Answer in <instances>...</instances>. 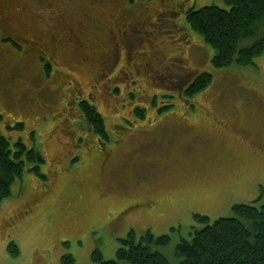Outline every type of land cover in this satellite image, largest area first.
Instances as JSON below:
<instances>
[{"label":"rangeland","instance_id":"rangeland-1","mask_svg":"<svg viewBox=\"0 0 264 264\" xmlns=\"http://www.w3.org/2000/svg\"><path fill=\"white\" fill-rule=\"evenodd\" d=\"M15 2L14 8L18 5ZM188 5L196 9L212 5L228 8L223 0H190ZM152 29L139 26L130 35L147 40ZM163 30L157 39L168 52L166 56L171 57L169 50H178L169 37L176 39V34L168 27ZM192 34L191 42L180 40L184 52L181 63L194 73L196 70L210 73L212 82L191 97L174 90L161 72L149 76L148 72L139 73L145 86L136 76L127 92L118 97L114 96L115 89L106 93L107 86L118 84L125 91L124 79L116 77L111 82L107 76L99 77L95 69L89 71L79 64L72 68L84 92H93L94 98L98 96L95 100L107 118V126L112 129L114 120L118 123L116 129L133 130L125 148L116 153L113 165L116 173L113 184L106 188L107 194H100L97 188L101 159L97 147L101 148L102 142L86 145L85 139H78L75 147V142L66 137L71 119L52 123L54 114L63 112L59 104L63 98L61 86L53 96H46L51 101L50 110L39 108L37 96L28 99L29 92L24 88L44 83L40 66L27 56L16 61L5 46L0 47V133L12 148L20 141L28 149L41 152L45 159L40 167L44 178L28 171L26 166L22 176L11 184V195L0 203V264H61L64 254H70L74 264H97L91 258L92 252L97 248L104 260L113 259L119 240L131 229L137 236L146 229L156 236L168 234L167 246L153 249L160 251L170 264H177L174 255L177 243L190 238L194 229L203 227L194 220L195 214L208 217L212 223L220 217H231L235 204L264 202V150L246 139L239 127L248 121L264 133V55L255 57L253 65L232 63L214 68L213 50L201 35L193 31ZM253 41H244L240 47ZM139 48L137 42L133 50ZM148 58L154 69L163 65V58ZM184 66L171 64V67ZM122 67L120 63L118 68ZM127 77L131 78L126 72L123 78ZM61 78L62 74H55L52 80L60 83ZM17 84L22 89L18 94ZM91 86L98 89L93 91ZM113 101L119 109L117 113ZM90 102L96 106L95 101ZM25 105L33 106V117L14 113L17 106L25 112ZM184 109L187 120L181 122L187 123L201 141V146L193 151L173 147L188 138L174 139L178 136L174 128L181 124L175 117ZM46 112L48 115L41 117ZM121 115L129 119L120 120ZM82 134L86 135V131ZM135 198H157L155 206L148 210L158 217L144 222L131 217H118L114 221V209ZM10 242L17 246L16 257L8 251Z\"/></svg>","mask_w":264,"mask_h":264},{"label":"flooded vegetation","instance_id":"flooded-vegetation-1","mask_svg":"<svg viewBox=\"0 0 264 264\" xmlns=\"http://www.w3.org/2000/svg\"><path fill=\"white\" fill-rule=\"evenodd\" d=\"M16 1L18 5L14 8L15 0H0V47L5 46L16 61L27 56L33 59L38 67L40 66L39 70L45 79L44 83L24 88L29 92L28 99L37 96L36 101L40 103L39 108L45 111L50 110L51 101L48 98L53 96L52 93L57 91V87L61 86L60 90L63 93V98L59 104L63 112L61 114L55 113L52 123L68 122L71 119V123L66 126L70 127L66 131V137L75 142V147L78 146V139L80 141L85 139L86 145L102 142V147H97L101 153L97 188L100 194H107L108 190L106 188L111 187L113 184L112 179L116 173L113 168L116 153L125 148L126 139L133 134V130L123 132L116 129L118 123L114 120L112 121V129L107 126V118L99 111L95 100L98 96L94 98L93 92H84L77 78L73 76L72 68L75 64H79L87 67L89 71L95 69L99 77L107 76V81L111 82L116 77L124 79L125 91H122L118 84L113 87L107 86L106 93L111 89H115L116 94L114 96L118 97L120 94L127 92L131 79H136V76L139 78V83L145 86L141 83L139 73L144 75L146 72H148V76L150 73L155 72L165 74V79L169 80V83L173 86L172 88L184 95V92L200 74L197 70L195 73L192 72L181 63L184 59L182 57L184 52L180 40L191 42L193 34L186 23V15L194 7L188 5L190 0ZM139 26L153 28L151 34L147 36V40H139L136 36L130 35ZM166 27L176 34V39L165 36L175 42L177 46L175 48L178 51L174 48L169 50L173 55L171 57L166 56L168 52L165 51L163 45L159 44V38L157 39ZM137 42H139L140 48L134 51ZM10 43H14L19 48H14ZM150 56L163 58V65L158 69H154L147 62ZM58 58L59 60H57ZM143 59L145 60L143 61ZM172 62L179 63L184 68L171 67ZM120 63L123 64V67L119 69ZM126 72L129 73L131 78H123V74ZM55 74H62V82L58 83L52 80ZM95 83L98 84L97 81ZM91 88L95 91L94 89L97 86H91ZM19 89L22 90L17 84L15 93L18 94ZM91 100L95 101L96 106L90 102ZM14 101L19 100L14 99ZM25 106L27 109L25 112L21 109V106H17L14 113L20 116L21 112L23 115H32L33 117V106ZM85 106L92 107L101 116L105 126L103 134L95 132L94 127L89 126L87 123ZM113 107L117 113L119 109L116 108L115 101H113ZM128 107L131 108V105ZM186 109H184L185 111L182 110L181 115H176L175 118L178 123L187 120L188 113ZM47 112L41 114V117L47 116ZM122 116H120V120L121 118H128ZM251 124L246 121L239 127L243 130L246 139L264 150V133L257 131ZM176 126L174 131L178 132L176 134L178 136L174 139L188 136L187 140L176 142L177 144L173 146L176 150L193 151L201 146L198 134L195 131L192 132L187 123L181 122L180 125ZM106 127L109 129L108 131ZM139 127L146 126L139 125ZM84 130L86 135L82 134ZM108 132H113V135H109ZM155 199H131L122 207L114 209V221L118 220V217L138 218L142 222L151 218L149 221H152L158 217V214L148 210V208L155 206ZM147 230L149 229L145 231ZM171 230H175V228Z\"/></svg>","mask_w":264,"mask_h":264},{"label":"trees","instance_id":"trees-1","mask_svg":"<svg viewBox=\"0 0 264 264\" xmlns=\"http://www.w3.org/2000/svg\"><path fill=\"white\" fill-rule=\"evenodd\" d=\"M228 8L216 5L191 9L187 12L189 28L202 36L213 50L211 64L222 68L232 63L253 65L255 57L264 55V0H223ZM254 40L247 47L244 41ZM212 75L200 72L184 92L191 97L206 89ZM86 121L95 132L103 134L104 122L90 106H85ZM22 125V123H18ZM45 162L41 152L28 149L20 141L13 148L0 133V203L11 195V184L21 177L25 167L44 178L40 167ZM231 217H220L212 223L209 218L195 214L194 220L203 225L194 229L188 239H181L174 250L177 264H264V202L235 204ZM170 241L168 234L154 235L147 230L137 236L130 230L119 240L115 257L104 260L96 248L91 258L97 264H170L166 257L153 247H165ZM8 251L12 257L19 253L10 242ZM61 264H74L70 254L61 257Z\"/></svg>","mask_w":264,"mask_h":264}]
</instances>
